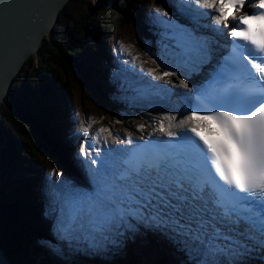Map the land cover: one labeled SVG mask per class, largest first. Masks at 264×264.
Here are the masks:
<instances>
[{"label":"snow or ice","instance_id":"snow-or-ice-1","mask_svg":"<svg viewBox=\"0 0 264 264\" xmlns=\"http://www.w3.org/2000/svg\"><path fill=\"white\" fill-rule=\"evenodd\" d=\"M53 7L0 5L11 50L45 33ZM141 23L156 68L138 72L118 54L103 87L130 107L170 111L147 138L107 128L78 138L60 171L23 168L0 132V264H264V0H159ZM11 75L0 72V100ZM9 101L49 117L57 106L34 91Z\"/></svg>","mask_w":264,"mask_h":264},{"label":"trees","instance_id":"trees-1","mask_svg":"<svg viewBox=\"0 0 264 264\" xmlns=\"http://www.w3.org/2000/svg\"><path fill=\"white\" fill-rule=\"evenodd\" d=\"M140 2V0H107V5L99 6L100 11L95 10L93 12L99 16V19H96L94 14H81L79 17H75L66 8L61 12L62 20H80L79 27H68L67 24L62 26L61 23L55 26L49 34V40L34 55V60L32 61H35L36 65L29 70L30 73L26 71L24 78L21 80L22 83L18 79H14L13 85L9 90V95L5 99V107L0 112V127L2 125L6 126L4 124L5 121H11L16 126L18 132L25 137V140L26 138L28 140L27 144L25 143L23 145V150L18 149L19 141L16 140L14 143L16 146H13L15 152L20 151L26 153L27 151L28 153L32 152V154L35 153L41 158L47 159L51 163V166L56 167V162H58L57 157L65 158V155H59L60 153L56 150L55 145L47 137L49 134L55 135V138L60 144V136L62 135H56V126L54 127L55 113L54 117L41 115L30 110L21 113L10 104L9 96L17 91H34L38 94L51 97L54 96V90H56L54 86L58 87L60 83L63 86L65 83L66 85L72 83L74 87L79 89L83 88L85 92L91 94L89 88L91 89L92 85L84 78L80 70L81 67H85L86 72L84 74L88 78L91 77V79L97 73L96 69L93 68L92 61L89 59L90 55H95L93 47L90 44H88L89 51L87 52V36L90 35V32H93L91 30L88 32V24L90 26L94 25L97 31V34L95 36L92 35V38L88 40L92 39L97 44H104V41L106 39L109 41L110 37L109 35H105L106 33L113 32L118 34L128 22H132L130 19L132 18L131 16H135V18L140 16L142 13V10L138 9ZM115 15L116 17L113 19ZM96 36L103 39L98 40ZM59 89L62 91V95H64V89L60 86ZM80 98L83 102L80 106L85 110L86 103L84 102V97L80 95ZM96 98L101 107L109 108L104 98V100L100 96H96ZM58 107L60 108L61 106ZM58 107H56L55 112L59 110ZM12 133L13 130H11ZM29 145L32 148L31 150H27ZM30 155L28 156L31 157ZM30 159L26 158L24 161L29 165ZM30 167L32 168L33 166L30 165Z\"/></svg>","mask_w":264,"mask_h":264},{"label":"rangeland","instance_id":"rangeland-1","mask_svg":"<svg viewBox=\"0 0 264 264\" xmlns=\"http://www.w3.org/2000/svg\"><path fill=\"white\" fill-rule=\"evenodd\" d=\"M157 2H159V1L157 0ZM104 4L107 5V0H72V1L70 0V2H68V4L66 5L67 7H65V8L67 11H70V13L72 15H74L75 17H79L81 14H84V15L94 14V16H96V19H99V16H97L96 13H93V12L95 10L100 11L99 6L100 5L104 6ZM156 6H157V4L155 3V4H153V6H151V8L154 9ZM161 6H163V5L161 4ZM65 8H64V10H65ZM138 9L142 10V13L140 14V16H138L136 18H135V16H133L135 18V20L133 19V17L130 18L132 20V22H128L126 24V26L123 29H121L120 33L117 34V33L109 32V33H106L105 35L110 36L109 41L113 38H116V37L118 40L120 38L125 39L127 41L126 47L129 50L128 53L130 54V56L131 57L136 56L137 60H139V58H140V61L142 63L144 62L145 64H148L151 62H150V57L147 54H143V55L139 56L138 54H135V51H133V49L138 50L141 46L144 45L141 41H139V39L137 41V39L134 38V32L136 30V25H142L141 21L145 15V13L149 10L148 6L143 7L141 4L138 5ZM115 17H116V15L113 16V19H115ZM58 23L59 24L61 23L62 26L67 24L68 27L72 26L74 28H78L81 22H80V20L76 21V20H72V19L62 20L61 15H60L57 23H55V26ZM55 26H54V28H55ZM143 28H144V26H143ZM89 30H91L93 32H90L91 36L90 35L87 36V47L88 48H89L88 44H90L92 47L96 46V44H97L96 42L92 41V39L88 40L89 38H92V35L95 36L97 34L96 33L97 31L95 30L94 25L90 26L88 24V32H89ZM97 39L99 40L102 38L97 37ZM48 40L49 39L47 37L46 40L43 41L42 46ZM106 40L104 41V43L107 44L109 41L108 40L106 41ZM135 40H136V42H135ZM130 41L133 42L134 45H131ZM98 44H100V43H98ZM118 46H119V43L117 42V47ZM147 46L153 50V44L147 45ZM105 52L110 53V48H107L105 50ZM107 57H109V56H105V58H107ZM32 60H34L33 55L30 56V58L27 60L26 63H24L20 72L18 73L19 75L16 77V79H18L20 83H22L21 80L24 78L26 71H28V73H30L29 70H31V68L36 65V62L32 61ZM112 60L113 59H111L110 61H112ZM112 62L114 63V61H112ZM151 65L156 67V65H154V64H151ZM59 86L64 89L65 93L68 96H70V100L74 103V105L70 103L67 107L66 119L69 123V129L72 130L73 132L68 134V137H70L71 141L69 140L67 142V144L64 145L66 147H68V145H70V144L73 145L74 144L73 142H78V138L80 140H83V138H80L82 136V133H76V132H78L79 129L86 128L85 123L89 124L90 122H93L94 123L93 125L97 124L100 127H102V126L106 127L108 122H110L112 125H115L116 121L120 120L121 122L119 124L121 125V127H118V130H119V128L129 129L131 127L130 125L132 124L133 120H138L140 117H142L140 110H136L135 108L131 109L130 106L125 102H121L120 104L124 105L126 107V110H122L121 106H119V104L114 103V101H112V104L114 105V106H112L113 107L112 109L103 108L99 104H97L98 103L97 98L93 97V95L91 96L92 93L90 94L89 92L88 93L85 92L83 88L79 89L77 87H74L72 83H69L67 85L65 83L64 86L60 83ZM66 87H67V89H66ZM80 95L84 97V102L86 103L85 110L83 108H81V106H80L83 103L81 98H80ZM6 97H5V99H6ZM5 99H4L3 104H1L2 106L0 108V112H2V110L5 107ZM94 100H95V102H94ZM63 109H66V107H64ZM75 118L78 119V123H77V120ZM75 123H77V124H75ZM4 124H6V126L2 125L0 127V130H2L4 128L6 130H10V128H11V130H13L11 137L14 139V141H16V140L19 141L18 149L23 150V145L25 143L27 144V141H28L27 138L25 140V137L21 133L18 132L16 126H14L11 121H7V122L5 121ZM6 127H8V128H6ZM95 132H96V127H94L92 130H90L91 135H94ZM83 135L87 136V134H85L84 132H83ZM64 136H65V134L60 136L61 141H62V138ZM67 140H68V138H67ZM62 145H63V142L61 143L60 146H62ZM14 146H16V145L14 144ZM31 149L32 148L29 145V148L27 150H31ZM21 154L24 157V160H26V158L28 157L27 155H30L29 153H27V155H25L23 152ZM31 159L35 160V161L40 160L39 162L41 164L40 165L41 171H43V169L52 170L51 163L48 162L47 159H45L43 157L41 158L37 154L36 155L33 154V157H31ZM29 161H31V160H29ZM27 162H28V159H27ZM56 163H57L56 164L57 167H59V163L58 162H56ZM23 167H24V165H23ZM57 171H60V169H57Z\"/></svg>","mask_w":264,"mask_h":264},{"label":"water","instance_id":"water-1","mask_svg":"<svg viewBox=\"0 0 264 264\" xmlns=\"http://www.w3.org/2000/svg\"><path fill=\"white\" fill-rule=\"evenodd\" d=\"M68 2H70V0H55L51 4L54 6L51 10V15L46 18L45 33L42 36L36 32L31 33L32 34L31 39H28L27 42L17 43L12 50H11V48L13 47L12 42L6 37L5 29L2 30V28L0 27V72L11 71L12 75L10 79L9 89L11 88L14 79L20 72L24 63L27 62L30 56L32 55L34 56L40 50L44 37L52 32L55 23H57L58 21L60 12L64 10ZM16 48L18 52L16 51L15 54L18 53L19 55L18 57L12 55L13 54L12 52ZM2 101L3 100H0V108L2 106L1 104H3ZM57 160L58 163H60L64 167L68 166L66 158L63 157L62 159L61 157H57Z\"/></svg>","mask_w":264,"mask_h":264},{"label":"bare ground","instance_id":"bare-ground-1","mask_svg":"<svg viewBox=\"0 0 264 264\" xmlns=\"http://www.w3.org/2000/svg\"><path fill=\"white\" fill-rule=\"evenodd\" d=\"M55 0H49V4L51 5L53 2H54ZM4 3V0H0V5H2ZM60 14H61V12H60ZM60 14H59V16H60ZM58 19H59V17H58ZM0 27L2 28V30H4V22H3V17L2 16H0ZM54 29V28H53ZM31 37H32V34L30 33V34H28V35H26V36H24V37H22V38H20V41H18V43L19 42H27L28 41V39H31ZM49 38V35H46L45 37H44V40L46 39V38ZM43 40V41H44ZM16 51H17V48L12 52L13 54V56L15 55V57H18L19 55H18V53L17 54H15L16 53ZM18 52V51H17ZM144 63V62H143ZM156 67H154L153 65H151V64H149L148 66H147V69H155ZM158 71H161L162 69H157ZM89 79H91V77L89 78ZM33 85V84H32ZM34 89V88H33ZM10 90V89H9ZM6 97V96H5ZM5 99V98H4ZM4 99H3V101H2V103L4 102ZM137 109H144V110H146V108H150L149 106H147V105H144V106H141V107H136ZM157 109V108H156ZM158 110V109H157ZM69 113V112H68ZM141 114H142V116L143 117H140L138 120H133V122H134V124L136 125V123H137V121H139V122H146V120L148 119L146 116H144V112L143 111H141ZM57 121H54V127H55V123H56ZM102 125V124H101ZM55 130H56V127H55ZM55 132V131H54ZM111 132L113 133V134H119L120 133V131H117V130H115L114 128H111ZM97 133V130H96V132H95V134ZM64 133H60L58 130L56 131V135H63ZM113 134H111V136H113ZM47 135V134H46ZM105 136L107 137L108 136V134H106L105 132H103V133H100L99 134V138H98V144L97 145H100L101 144V146H103V144H104V139H105ZM47 137L49 138V140L55 145V147H56V150L60 153V151H61V149H62V146H60L61 145V143H62V141H60V144H59V142H58V140L55 138V135H51V134H49V135H47ZM85 140L86 141H89L90 142V140L88 139V138H85ZM108 143H109V139H108ZM60 164V163H59Z\"/></svg>","mask_w":264,"mask_h":264}]
</instances>
